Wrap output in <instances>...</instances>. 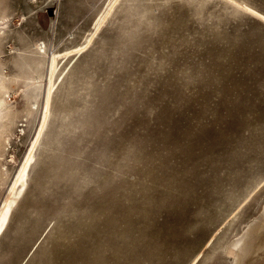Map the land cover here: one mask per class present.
I'll use <instances>...</instances> for the list:
<instances>
[{
    "label": "rangeland",
    "instance_id": "rangeland-1",
    "mask_svg": "<svg viewBox=\"0 0 264 264\" xmlns=\"http://www.w3.org/2000/svg\"><path fill=\"white\" fill-rule=\"evenodd\" d=\"M2 20L0 264H231L264 218V0H0Z\"/></svg>",
    "mask_w": 264,
    "mask_h": 264
},
{
    "label": "bare ground",
    "instance_id": "bare-ground-1",
    "mask_svg": "<svg viewBox=\"0 0 264 264\" xmlns=\"http://www.w3.org/2000/svg\"><path fill=\"white\" fill-rule=\"evenodd\" d=\"M23 18H24V16H23ZM1 23H3V20L2 21H0ZM5 22V21H4ZM1 27V26H0ZM7 27V26H6ZM5 30V29H4ZM2 32V31H1ZM41 81V78H40V76H38V77H34V78H32L31 79V81L29 82V85L31 84V83H35V84H39V82ZM1 83V82H0ZM32 84V85H33ZM5 85V84H4ZM37 87H38V85H36ZM39 87H40V85H39ZM35 89V88H34ZM5 91V90H4ZM0 92H2L3 93V91H2V89H1V91ZM6 92V91H5ZM5 102V100H4V98H3V96L0 94V104H2V103H4ZM5 104V103H4ZM3 104V105H4ZM3 105H1V106H3ZM2 108V107H1ZM260 215V214H259ZM258 215V216H259ZM263 216L264 215H262V218H263ZM260 217V216H259ZM256 219H257V217H256ZM261 219V218H260ZM264 219V218H263ZM263 219L260 221V220H258V221H260V223L259 222H257V220H255L253 223H254V225L253 224H251V225H249L248 226V228L244 231V233L239 237V238H237L234 242H233V244L231 245V247H230V249H229V252L233 255V261H232V263L231 264H244V260L246 259V257H248L249 255H250V253H251V251H252V246H253V244L254 245H256V241H262V239H263V232H262V230H264V221H263ZM263 221V222H262ZM263 244L260 246L259 244V246H260V249L262 248V250L264 251V239H263ZM258 243V242H257ZM255 249V248H254ZM263 251H261V252H263ZM256 252V251H255ZM256 255H257V252H256ZM262 258H264V253H262ZM251 257H252V255H251ZM255 257V256H254ZM260 257V256H259ZM249 259H251V258H249ZM248 259V260H249ZM252 260V259H251ZM246 261V260H245ZM258 263V262H257ZM246 264H256V262H248V263H246ZM263 264H264V260H263Z\"/></svg>",
    "mask_w": 264,
    "mask_h": 264
},
{
    "label": "snow or ice",
    "instance_id": "snow-or-ice-1",
    "mask_svg": "<svg viewBox=\"0 0 264 264\" xmlns=\"http://www.w3.org/2000/svg\"><path fill=\"white\" fill-rule=\"evenodd\" d=\"M73 2V0H69V4H71ZM181 2H183V0H181Z\"/></svg>",
    "mask_w": 264,
    "mask_h": 264
}]
</instances>
